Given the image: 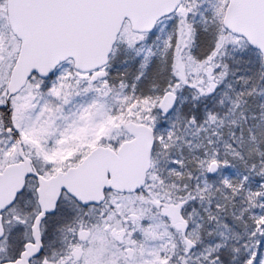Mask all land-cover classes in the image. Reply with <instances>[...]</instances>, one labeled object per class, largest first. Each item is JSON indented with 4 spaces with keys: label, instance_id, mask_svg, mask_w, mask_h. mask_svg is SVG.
Listing matches in <instances>:
<instances>
[{
    "label": "snow or ice",
    "instance_id": "1",
    "mask_svg": "<svg viewBox=\"0 0 264 264\" xmlns=\"http://www.w3.org/2000/svg\"><path fill=\"white\" fill-rule=\"evenodd\" d=\"M0 264H264V0H0Z\"/></svg>",
    "mask_w": 264,
    "mask_h": 264
}]
</instances>
